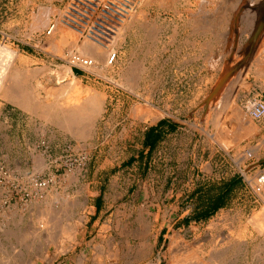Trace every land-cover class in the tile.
<instances>
[{
	"label": "rangeland",
	"instance_id": "374dc122",
	"mask_svg": "<svg viewBox=\"0 0 264 264\" xmlns=\"http://www.w3.org/2000/svg\"><path fill=\"white\" fill-rule=\"evenodd\" d=\"M67 2L0 0V72L9 64L22 72L32 71L24 88L36 101L44 99L54 81L33 72L47 66L63 74L62 58L70 55L66 51L56 56L49 49L53 38L43 35L49 23L42 22L40 11L50 9V21ZM143 2L132 9L123 5L125 23L116 37L119 55L115 66L107 67L106 72L91 69L98 78L87 74L79 77L82 91L93 90L104 99V111L91 137L80 138L72 129L59 128L0 98V163L4 166L21 175L43 176L47 166L43 148L38 146L43 142L50 144L55 157L66 143L88 156L81 174L64 176L57 190L26 201L12 200L11 207L0 199V264H175L196 236L208 231L211 221L217 219H223L226 230L239 237L235 248L225 247L229 263L238 258L239 264H264V236L249 223L252 214L264 208V184L259 185L256 179L260 170L264 173V118L251 120L243 107L246 100L264 99V78L256 76L259 74L253 63L261 53L260 39L258 43L253 39L258 25L251 33L238 32L232 38L228 33L231 20L227 27L218 15L216 20L206 19L211 22L207 30L205 20H200L202 24L188 22V13L180 19L173 11H161L156 1L149 6ZM261 9L256 23L264 6ZM143 10L151 14L147 24L132 17ZM192 10L199 11L195 7ZM144 24L154 25L156 33L151 36ZM238 24L243 26L244 22L234 24L240 29ZM67 29L77 35L72 52L79 54L85 40L74 29ZM247 55L252 64L249 60L241 67L239 62ZM136 63L141 66L138 72L132 70ZM225 74L227 80L206 104ZM241 76L245 81L238 83ZM110 82L119 88L105 87ZM115 96L122 100L119 118L108 119L113 109L110 98ZM161 121L166 122L165 131L170 124L179 123L149 155V148L143 146L145 128ZM246 150L253 158H247ZM41 159L44 168L38 167ZM233 176H240L243 185L228 206L208 220H194L202 210L200 196ZM247 181L259 187L261 200ZM54 193L63 194L52 202L55 213L62 212L65 202L68 207L73 205L63 213L62 222L45 230L41 217L52 204L49 195ZM68 221L76 225L73 242L62 230ZM32 225L39 227V234L29 233Z\"/></svg>",
	"mask_w": 264,
	"mask_h": 264
},
{
	"label": "bare ground",
	"instance_id": "6f19581e",
	"mask_svg": "<svg viewBox=\"0 0 264 264\" xmlns=\"http://www.w3.org/2000/svg\"><path fill=\"white\" fill-rule=\"evenodd\" d=\"M153 1H156L157 3H159L161 11H168V12L173 11V13L175 12V14L179 15L180 19L184 16V14L188 13V16H189L188 22L192 21V23L197 22V23L202 24L200 20L206 21V19L207 20L209 19L210 21H212L213 19H215V17H217V15H218V17L223 18V20H224L223 22H225L226 25L229 24V21L231 20L232 25H231V28L228 29L229 30L228 33L230 34V36L232 38L237 37L238 32H239V35L240 34H246V33L249 34L252 31H254L256 26L258 25L259 31H258V35H257V38L255 41H257V40L259 41V39H260V41H261V51L260 52L261 53L259 55H257L256 58H254L253 63H254V65H256L257 71L259 74L256 76L264 78V39H263L264 36H262L264 34V13L262 15H260L261 19L259 18V21H257V23H256V18L258 19V15H259L257 13H259V11L262 10L261 8H262V6H264V0H144L143 5L149 6ZM194 7L199 10V11H197V13H194L196 11L192 10V8H194ZM145 8H147V6H145ZM40 12H41L40 13V19H43L42 22H45V24L49 23V14H50L51 10L47 9V8H43V9H41ZM135 12H137V11H135ZM140 12H142V11H140ZM150 15H151L150 12L144 11L141 14L134 13L132 17L135 18L136 21L139 20L141 22V20H143L147 24V23H149L148 21H150L149 20ZM159 17H160V15H159ZM133 18H132V20H133ZM37 19H39V18H37ZM35 22H36V20H35ZM202 22L204 23V21H202ZM221 22H222V20H221ZM235 22H237V23L238 22L239 23L244 22L243 26L238 24L239 26H242V28L240 27L241 30L238 29V27L235 28L234 24L237 25V23H235ZM142 23H144V22H142ZM208 23H211V22H208ZM208 23L206 21L205 24L207 25ZM146 24H144L145 27L147 26ZM212 24H213V22H212ZM36 25H39V22H37ZM134 25L136 26V24H134ZM151 25H152V23H151ZM151 25H148L146 28H148L150 35L153 36L156 33L155 32L156 30L153 29L154 25H153V27ZM228 26L230 27V25H227V27ZM127 27H129V26H127ZM140 27H141V25H140ZM191 27H193V26H191ZM207 27H208V25L205 28H207ZM209 27H211V24H209ZM132 28H133V26H132ZM202 28L205 29L204 27H202ZM134 29H135V27H134ZM134 29H132V30H134ZM196 29H199V28H196ZM207 30H208V28H207ZM191 31L193 32V30H191ZM220 31L222 32V30H220ZM138 32H139V30H138ZM149 32H147V33H149ZM215 33H213V34H215ZM218 33H219V31H218ZM226 34L227 33H225L224 35H226ZM229 34H227V35H229ZM123 35H124V33H123ZM51 36L53 38V42H51V44H49L50 46H48V47L51 51H53L55 53L56 56L57 55H63L64 52H66V51L70 52L69 56L75 54L72 52L73 49L77 45V35L75 33L71 32L70 30L65 28V26H63L62 24H60L58 22L57 27L55 28V30ZM137 36H139V34ZM136 39H138V37ZM220 40L222 41V39H220ZM220 40H219V42H220ZM258 41H257V43H258ZM148 46H150V44ZM117 47H118V44L115 43L113 45L112 49H116ZM208 47H210V46H208ZM210 49H212V47H210ZM109 51H110V49L101 48V47H99L93 43L88 42V41L82 42V44L79 47V54L93 59L95 64H94V67L92 69H100L103 72H106V69H107V59H108V56L110 55ZM128 52H129V50H128ZM128 56L130 57V55H128ZM136 58H138V57H136ZM65 59H63V60H65ZM133 59H134V57H133ZM249 60H250V55H247L245 57V59L242 60V62H239L240 64L239 63L238 64L241 67L245 66L249 63ZM252 61H253V59L250 60V64H252ZM131 63H133V62H131ZM140 67L141 66L138 63H136L135 66H133L132 70L135 72H138ZM18 68L19 67H16L15 65L9 64L8 66H6L3 69V71L0 72V98L1 99H3L4 101L9 102L15 106L20 107L22 110H24V111H26L32 115L42 117L44 120L51 122L52 124L56 125L59 128L72 129L73 131H75L77 133V136H79L80 138L91 137L92 133L94 132L93 130L95 129L96 122L104 111V108H103L104 99H101V97L93 90H88L87 92L82 91V89L84 87L81 84V80L79 79V77H77L73 73V71H72L73 68L71 66L65 65V64L62 65L61 68H63V74H59L47 66H43L41 68L40 72H38L37 70H35L33 72L34 75H36V74L39 75L40 73H42V74L46 75L48 80L54 81L53 87L49 91H46L44 99H40L38 101L33 100V98H32L33 96L31 97L32 93L30 94L24 88V86H25L24 84L27 82V77L33 76L30 73L32 71L22 72ZM243 81H245V78H243V76L238 78V83H243ZM134 86H133L132 91H135ZM35 97H36V95H35ZM39 161L40 162H39L38 167L44 168L45 165H44L43 159H41ZM62 195L59 193L50 194L49 195V201H51V203H52L55 200H58L59 198H61ZM46 200H48V199H46ZM72 205L70 204L68 207L66 205V202H65L63 205L62 212L57 210V208H58L57 207L56 210L61 212L58 214V213H55L53 203H52L48 209L46 208L45 212L43 211V214L41 217V222H40L42 224L41 226H43L45 228V230H48L49 228L51 229V227L54 224H56L57 222H62L63 213L68 212L70 210V206H72ZM79 209L81 211V208H79ZM80 211H79V213H80ZM69 214L70 213H68V215ZM65 215H67V214H65ZM73 219H74L73 216L70 217V220L72 222H73ZM67 220H69V219H67ZM81 220H84L83 216H82ZM217 220H219V219H217ZM217 220H212L211 223L209 224V226L207 227L208 231H204V233L197 235L195 240L193 242L191 241L192 244L187 247V249L185 250V253L182 252L183 254L182 253L180 254V257L176 261L175 264H184L185 260H186L185 264H239L238 258L235 261H232L231 263H229V261H227L228 251L230 249L232 250L233 248H235L236 242L239 239V237L237 235H234L232 230L231 231L228 229L226 230V228H227L226 226H228V225H226V226L223 225L225 222L223 219H220L219 221H217ZM16 221H18V219ZM72 222L69 223V221H68L67 226L65 228H63L62 230H63V233L68 235V240L73 242V241H75V238L77 237L76 236L77 231H76V225L73 224ZM249 223L252 225V227L256 230V232L260 236H264V208H262L261 210H259L257 212H254L252 214L251 218L249 219ZM32 226L33 227H31V229H28V230H31L29 233L31 235L32 234H34V235L39 234V231H38V230H40L39 227H35L34 225H32ZM69 226H71V227H69ZM236 228H238V227H236ZM28 230H27V232H28ZM239 231H240V229H239ZM29 233H26V234L28 235ZM236 234H237V232H236ZM240 234H242V233H240ZM27 235H25V237ZM250 236H251V234H250ZM61 237H62V234H61ZM173 240H174V238H171V241H173ZM77 241H79V240H77ZM226 246L229 248V250H227V251H225ZM182 257L185 258L184 261H183ZM45 258H47V255L45 256ZM96 259H97V256H96Z\"/></svg>",
	"mask_w": 264,
	"mask_h": 264
},
{
	"label": "built area",
	"instance_id": "2783aa9c",
	"mask_svg": "<svg viewBox=\"0 0 264 264\" xmlns=\"http://www.w3.org/2000/svg\"><path fill=\"white\" fill-rule=\"evenodd\" d=\"M128 1L68 0L64 10L58 17L50 19L43 35L46 38L50 37L59 22L67 28L74 29L83 40H90L96 45H103L106 49H110L107 67H114L118 60L119 49L118 47L112 49V47L115 43L118 44L116 37L122 32V23H125V18L121 12L123 5L128 6L130 9L136 8L140 0L130 1L131 5L128 4ZM66 59H62L65 65L98 78L91 70L95 64L92 58L75 53ZM243 107L247 110L251 120L260 121L264 118V99L246 100ZM38 146L43 148L47 166V172L43 176L35 174L21 175L0 163V199L8 207L12 206V200L26 201L49 190H57L62 186L64 176L81 174L87 164V154L82 150H77L72 144L66 143L61 148L60 155L56 157L52 154L50 144L43 142ZM248 151L246 150L249 154L247 158H253V155ZM262 171L260 170V173L256 176L259 185L264 184V173ZM247 185L257 200H261L259 187L255 186L254 183H250V181H247Z\"/></svg>",
	"mask_w": 264,
	"mask_h": 264
},
{
	"label": "trees",
	"instance_id": "16d2710c",
	"mask_svg": "<svg viewBox=\"0 0 264 264\" xmlns=\"http://www.w3.org/2000/svg\"><path fill=\"white\" fill-rule=\"evenodd\" d=\"M166 122L161 121L157 127L151 128L145 136L146 144L148 145L150 155L152 151L156 148L158 143L163 140L166 133L173 132L177 129L178 123L170 124L168 131L165 133L162 127ZM161 127V129H159ZM243 185L242 178L240 176H233L226 181H223L219 185H213L209 188L201 197V207L202 210L194 216V220H208L213 216L219 209L228 206L232 200L237 189L241 188ZM201 190H198L199 193ZM188 219L185 220L187 222Z\"/></svg>",
	"mask_w": 264,
	"mask_h": 264
},
{
	"label": "crops",
	"instance_id": "0c3cea01",
	"mask_svg": "<svg viewBox=\"0 0 264 264\" xmlns=\"http://www.w3.org/2000/svg\"><path fill=\"white\" fill-rule=\"evenodd\" d=\"M24 53H26L25 52V50L23 49L22 50ZM26 54H28V55H30L29 53H26ZM73 73L77 76V77H85L84 76V73L81 71V70H79V69H73ZM108 85V86H107ZM109 86H111V87H113V88H119L118 87V85L117 84H115V83H113V82H110V83H105V87H109ZM110 105H112L113 106V109H112V112H111V114H110V116L108 117V119H110V118H114L116 115L118 116L117 118H119V111H120V107H121V105H122V100H121V96H115V97H112V98H110ZM129 116H130V114H128ZM128 116V117H129ZM125 118V117H124ZM159 123L160 122H157V123H155V124H153V125H151V126H149V127H146L145 129H146V131L148 132L151 128H153V127H157L158 125H159ZM159 129H161V127L159 128ZM162 130L166 133L167 131H165L164 130V128L162 127ZM176 131V130H175ZM146 132V133H147ZM146 136V135H145ZM145 136H144V140H143V146L145 145V146H147L148 147V145L146 144V140H145ZM166 136V135H165Z\"/></svg>",
	"mask_w": 264,
	"mask_h": 264
},
{
	"label": "water",
	"instance_id": "95a60500",
	"mask_svg": "<svg viewBox=\"0 0 264 264\" xmlns=\"http://www.w3.org/2000/svg\"><path fill=\"white\" fill-rule=\"evenodd\" d=\"M258 31H259V28H257L256 30V33L253 37V39H256L257 38V35H258ZM227 75L225 74L220 80L219 82L217 83V85L215 86V88L212 90V92L209 94V96L206 98L205 100V103L208 104L209 100L212 99L214 96H216L218 90H219V87L221 86L222 83H225V81L227 80Z\"/></svg>",
	"mask_w": 264,
	"mask_h": 264
}]
</instances>
